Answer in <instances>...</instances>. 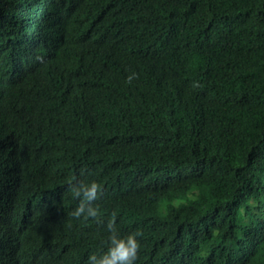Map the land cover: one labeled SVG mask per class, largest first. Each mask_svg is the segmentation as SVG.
Returning a JSON list of instances; mask_svg holds the SVG:
<instances>
[{"label": "trees", "instance_id": "16d2710c", "mask_svg": "<svg viewBox=\"0 0 264 264\" xmlns=\"http://www.w3.org/2000/svg\"><path fill=\"white\" fill-rule=\"evenodd\" d=\"M113 212L136 264H264V0H0V264H89Z\"/></svg>", "mask_w": 264, "mask_h": 264}, {"label": "clouds", "instance_id": "9594fccd", "mask_svg": "<svg viewBox=\"0 0 264 264\" xmlns=\"http://www.w3.org/2000/svg\"><path fill=\"white\" fill-rule=\"evenodd\" d=\"M64 51L66 52V50ZM134 77L135 74L129 76L128 82H131ZM68 188L72 196L80 200L72 215L76 218L83 216L85 220L95 218L99 221V208L93 205V201L99 199L100 195H102L101 184L96 181L90 183L70 181ZM115 216L116 213L113 212L111 219L106 225V229L109 232V247L107 251L100 255L93 254L89 256V264H136L142 247L138 237L143 236V233L137 230L127 236H121L116 227Z\"/></svg>", "mask_w": 264, "mask_h": 264}]
</instances>
